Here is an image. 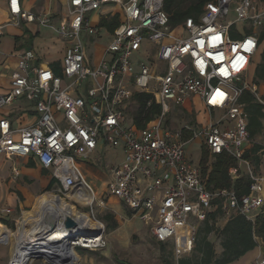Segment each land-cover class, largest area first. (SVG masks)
I'll list each match as a JSON object with an SVG mask.
<instances>
[{
    "label": "built area",
    "instance_id": "1",
    "mask_svg": "<svg viewBox=\"0 0 264 264\" xmlns=\"http://www.w3.org/2000/svg\"><path fill=\"white\" fill-rule=\"evenodd\" d=\"M165 1L67 0L66 15L55 27L54 17L26 11L21 0H10L13 26L35 23L50 28L65 42L67 51L59 75L34 65L35 51L21 55L9 92L0 96V109L23 100L34 105L37 119L31 126L14 128L2 118L0 155L34 156L57 182L53 193L58 196L88 188L93 197L89 201L77 198V202L92 210L103 234L104 225L95 219L93 207L96 202L105 207L106 202L95 195L77 160L90 163L99 147L120 148L124 161L109 167L106 194L134 211L158 242L172 243L177 262L193 252L198 226L217 203L226 219L241 215L255 223L264 210L260 195L264 174L255 172L245 159L251 144L242 103L245 93L251 92L264 107L259 89L249 80L261 48L264 0H213L198 20L189 18L174 27ZM94 15L101 21L118 15L120 23L110 33L102 24L92 25ZM103 29L111 41L98 64L89 63L82 34L100 37ZM141 54L144 61H139L136 72L132 60ZM136 93L153 95L161 108L145 128L134 120L133 126H126ZM192 97L201 100L210 121L200 128L185 125L174 131L167 116ZM196 140L212 156L226 153L245 165L253 180L251 193L240 197L234 190L207 188L200 166L187 157V146ZM237 173L231 170L233 176ZM12 214L9 209L2 212L4 217ZM0 221V245L9 246L13 242L10 227L3 217ZM20 222L15 221L17 226ZM102 234L99 241L80 238L75 248H104ZM10 255L7 264H46L41 257L32 258L30 247L15 241ZM254 264H264V257Z\"/></svg>",
    "mask_w": 264,
    "mask_h": 264
},
{
    "label": "crops",
    "instance_id": "2",
    "mask_svg": "<svg viewBox=\"0 0 264 264\" xmlns=\"http://www.w3.org/2000/svg\"><path fill=\"white\" fill-rule=\"evenodd\" d=\"M9 1L10 0H0V28L2 29V35L0 36V96L1 94L9 92L12 81L11 77L18 69V62L21 55L25 51H35L37 58L34 61V65H37L42 69L50 68L54 72L58 71L59 73H61L63 59L67 51V45L65 42L61 41L63 44L62 48L59 49L53 58H50L48 61H46L42 52L43 43L40 41L42 38L41 32L43 29L35 23H26L20 27L13 26L11 22V16L9 14ZM66 2L67 0H21V5L26 11L29 10L40 15L47 14L54 17L53 21H60L61 18L66 15ZM104 12H110V10H105ZM7 29L10 31L6 33ZM92 64L98 63L96 61L92 62ZM198 108L200 109L199 112L201 113L202 117H206V121L204 122L203 118H199V116H197V121L194 125H201L200 127H202L204 123L206 125L210 119L204 104H202L201 100L197 97H192L191 100H189L182 107L174 108L172 114H174L176 110H179L180 112H186L191 115L193 111H198ZM2 118L9 119L14 128L31 126L32 123H34L37 119V113L32 103H27L23 100H17L13 106L0 109V120ZM250 147L252 148L251 145ZM104 151L112 152V155L115 158L121 155L122 162L124 161V152L120 148L110 149L106 147H99L89 163L92 166H85L81 163H79V166H81V170L82 168L86 170V173L90 179L92 178L99 181L104 178L107 180V185L110 181V175L108 171L109 167L113 165H119L122 162L119 164L114 162L111 164H106V167L104 168V160L102 159V154ZM262 161L260 173L264 174V155ZM102 168L103 174L100 171ZM237 170L239 171L238 173L247 175L248 170L245 165L239 164V168ZM17 171L19 173L18 176L15 175V172ZM238 173L236 176H233L232 174L231 175L236 179L238 178ZM53 186L54 188L51 190V192L58 188V184L53 179L51 173L49 171H45L40 166L38 160L34 156L9 159L4 155H0V217H3L4 220L7 217L16 220L15 218H18L19 216L22 217L26 213H29L28 210L33 209L35 204L38 202V199L42 198L40 197L41 194L44 191L47 192V190H50ZM106 190L101 195H107ZM260 191V195L264 199V184L261 185ZM105 207L115 214L118 221L128 220L129 223H131V228L147 230L152 234L151 227L145 225V223L141 221L135 212L127 208L121 200H118L115 197H109L107 195ZM6 209L11 210L13 214L7 217L2 216V212ZM226 222V219H224L220 224V227L222 228ZM1 231L2 230H0V233ZM221 253L222 250L218 251V254ZM260 257H264V241L259 239L257 247L252 252L240 258L239 261L233 264H254V262Z\"/></svg>",
    "mask_w": 264,
    "mask_h": 264
},
{
    "label": "trees",
    "instance_id": "3",
    "mask_svg": "<svg viewBox=\"0 0 264 264\" xmlns=\"http://www.w3.org/2000/svg\"><path fill=\"white\" fill-rule=\"evenodd\" d=\"M213 0H166L165 12L168 14L172 27L182 25L189 18L198 20L203 14L204 7ZM190 3L186 8L185 5ZM118 15L112 19H102V25L112 33L119 25ZM264 41V29L259 34V45ZM261 63L254 71V83L264 82V52ZM59 75L58 71H55ZM264 99V98H263ZM136 106L133 120L139 128H145L161 113V108L154 102L153 95L149 93H136L133 98ZM245 104L248 118V131L250 138L254 140L263 134L264 107L256 101L255 96L249 92L242 98ZM264 147L254 143L252 148L245 153V159L251 162L258 173L261 172ZM202 176L207 181L210 190L230 189L236 191L240 197L251 193L253 180L250 176L238 173V178L231 175V170L239 168V162L230 155L222 153L212 156L208 149H202L200 159ZM239 172V171H238ZM205 222L198 226L193 252L176 262L173 253H167L163 243L159 242L162 254V264H233L248 253L252 252L258 244V240L264 241V210L257 217L256 222H251L241 215L226 219L220 203ZM112 215H107L105 221L111 220ZM226 219V224L221 228L220 223ZM6 222V221H5ZM115 224V223H114ZM116 224L111 228L115 229ZM0 224V230L1 229ZM211 235H216L220 240L222 253L218 254ZM81 249V248H80ZM83 250V249H81ZM84 251V250H83Z\"/></svg>",
    "mask_w": 264,
    "mask_h": 264
},
{
    "label": "rangeland",
    "instance_id": "4",
    "mask_svg": "<svg viewBox=\"0 0 264 264\" xmlns=\"http://www.w3.org/2000/svg\"><path fill=\"white\" fill-rule=\"evenodd\" d=\"M190 5L188 4L185 5L187 8ZM92 25L93 26H99L102 24L101 20H99L98 15H94L92 18ZM61 21L55 20L53 22V25L57 27L60 24ZM42 38L41 42L43 43V55L45 57V60L48 61L50 58H53L59 49L62 48V40L50 29L43 27L42 28ZM10 30L7 29L6 33L9 32ZM260 33V32H259ZM83 35V41L86 42V51L87 55L90 56L89 63L91 62H98L103 48H105L111 41V37L106 34V31L103 29L101 32L100 37H91L88 34H82ZM264 52V41L261 44V48L259 50V53L257 56L254 58V63L251 67V76L249 80L254 83V71L256 67L261 63L262 59V53ZM133 63L135 64L134 71L138 72V63L139 61H144V57L141 55H135L133 57ZM256 85V84H255ZM257 88L259 89V95L261 98H264V82L263 84L256 85ZM132 109L128 111V118H127V123L126 126H133L134 121H133V116L134 112L136 110V106L134 103H132ZM198 111H193L191 115H189L186 112H180L179 110L174 113V114H169L167 116V120H169L171 124V128L174 131H177L181 126L183 125H188L191 126L193 125L194 127L200 128L201 125H194L197 121L196 117L199 116V118H203L204 122L206 121V117L201 115V113ZM207 124V123H206ZM203 126H206L205 123ZM257 143L264 147V133L258 137H256L254 140L250 138V144L251 146ZM249 144V145H250ZM187 157L190 160L191 163H193L196 166L200 165V159L202 156V149L203 145L201 140H196L190 143L187 146ZM102 159L104 160L103 165L104 168L106 167V164H111V163H117L119 164L122 162V157L119 155L118 157H114L112 155V152H107L104 151L102 154ZM78 163H81L82 165L85 166H92L89 164L88 161L86 160H77ZM254 168V167H253ZM100 171L103 174V168L100 169ZM254 171L256 169L254 168ZM82 172L84 176L86 177V180L89 184L90 187H92L95 195H97L98 199H102L106 202V197L107 195H101L103 192H105L107 185H106V179L102 180H95V179H90L86 173V170L82 168ZM54 188V186L50 189L44 191L40 197H43L47 194H52L54 196H58L51 192V190ZM60 199H63L73 210H75L76 213H81V214H86L90 219L94 221L92 217V210L90 208H87L83 205H80L77 202V198L73 194H67L66 196H58ZM40 199V198H39ZM38 199V200H39ZM95 209V219L100 222L101 224L104 225V233L103 238L106 243L104 248L101 249H92V250H81L79 247L75 248V252L77 254L76 261L78 260V256L80 257L79 264H162V252L159 247V242L156 240L155 237L152 236L151 232L147 230H139L135 228H131V223H129L128 220H121L118 221L116 219L115 214L107 209L106 207H102L99 205L98 202L94 204ZM34 209V208H33ZM33 209L28 210L29 213L33 212ZM107 215H112L111 220L105 221V218ZM22 218L19 216L18 218H15L16 220L11 219L10 217H7L5 220L8 223V226L10 227L11 230V239L14 242L17 234V228L19 226L16 225L15 221H22ZM60 221H62V218H60ZM1 224H3L0 221ZM117 225L115 229H111L115 224ZM221 224V223H220ZM13 233V234H12ZM211 240L213 241L215 248L218 251H221V246H220V240L216 235H211ZM12 242V243H13ZM12 243L9 246H3L0 245V264H7L9 258H10V252L12 249ZM16 243V242H15ZM165 251L167 253H173L174 257V246L172 243H165ZM175 259V257H174ZM46 264H52V262L49 260H44ZM34 264H43V261H36Z\"/></svg>",
    "mask_w": 264,
    "mask_h": 264
},
{
    "label": "bare ground",
    "instance_id": "5",
    "mask_svg": "<svg viewBox=\"0 0 264 264\" xmlns=\"http://www.w3.org/2000/svg\"><path fill=\"white\" fill-rule=\"evenodd\" d=\"M82 201H89L93 195L88 188L75 195ZM72 217L78 222L75 230H68L64 221ZM62 218V221H60ZM16 243L30 247L33 257H41L52 264H79V257L75 247L80 238L99 241L101 234H97L101 227L86 214L76 213L63 199L52 194L40 198L35 204L33 212L26 213L19 224ZM97 234V235H96Z\"/></svg>",
    "mask_w": 264,
    "mask_h": 264
},
{
    "label": "water",
    "instance_id": "6",
    "mask_svg": "<svg viewBox=\"0 0 264 264\" xmlns=\"http://www.w3.org/2000/svg\"><path fill=\"white\" fill-rule=\"evenodd\" d=\"M64 225L68 230H75L78 227V222H76L72 217H67L64 221ZM97 234H102L101 230L97 232ZM96 234V235H97ZM85 237L84 235L78 236V238ZM87 238V236L85 237Z\"/></svg>",
    "mask_w": 264,
    "mask_h": 264
}]
</instances>
